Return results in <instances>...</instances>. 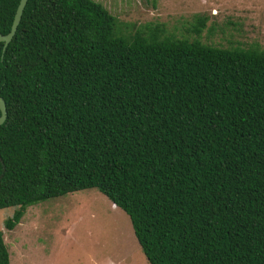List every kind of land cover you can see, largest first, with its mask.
<instances>
[{
  "label": "trees",
  "instance_id": "obj_1",
  "mask_svg": "<svg viewBox=\"0 0 264 264\" xmlns=\"http://www.w3.org/2000/svg\"><path fill=\"white\" fill-rule=\"evenodd\" d=\"M17 1L0 0L1 35ZM115 21L92 0H26L0 42L4 228L95 189L147 264H264V50Z\"/></svg>",
  "mask_w": 264,
  "mask_h": 264
},
{
  "label": "rangeland",
  "instance_id": "obj_2",
  "mask_svg": "<svg viewBox=\"0 0 264 264\" xmlns=\"http://www.w3.org/2000/svg\"><path fill=\"white\" fill-rule=\"evenodd\" d=\"M118 24L122 35L149 23L164 34L217 48L264 50V0H92ZM204 18L196 36L194 17ZM115 21V22H116ZM0 209V233L8 264H147L127 217L95 189L79 190L25 207Z\"/></svg>",
  "mask_w": 264,
  "mask_h": 264
},
{
  "label": "water",
  "instance_id": "obj_3",
  "mask_svg": "<svg viewBox=\"0 0 264 264\" xmlns=\"http://www.w3.org/2000/svg\"><path fill=\"white\" fill-rule=\"evenodd\" d=\"M25 2L26 0L17 1L7 33L4 35L0 34V42L2 43L1 50L5 47V45L9 42V40L13 36L15 27L18 24L19 17H20V14H21V11L23 9ZM4 118H5V108H4V103L2 99L0 98V124L3 122Z\"/></svg>",
  "mask_w": 264,
  "mask_h": 264
},
{
  "label": "crops",
  "instance_id": "obj_4",
  "mask_svg": "<svg viewBox=\"0 0 264 264\" xmlns=\"http://www.w3.org/2000/svg\"><path fill=\"white\" fill-rule=\"evenodd\" d=\"M3 242V241H2Z\"/></svg>",
  "mask_w": 264,
  "mask_h": 264
}]
</instances>
